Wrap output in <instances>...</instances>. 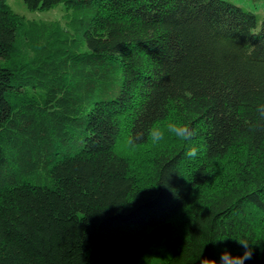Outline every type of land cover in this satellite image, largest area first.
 <instances>
[{
  "label": "trees",
  "instance_id": "16d2710c",
  "mask_svg": "<svg viewBox=\"0 0 264 264\" xmlns=\"http://www.w3.org/2000/svg\"><path fill=\"white\" fill-rule=\"evenodd\" d=\"M25 4L68 14L0 0V264H199L241 239L264 264V19L227 0ZM171 121L191 140L148 141Z\"/></svg>",
  "mask_w": 264,
  "mask_h": 264
},
{
  "label": "clouds",
  "instance_id": "9594fccd",
  "mask_svg": "<svg viewBox=\"0 0 264 264\" xmlns=\"http://www.w3.org/2000/svg\"><path fill=\"white\" fill-rule=\"evenodd\" d=\"M257 111L261 117H264V105H258ZM147 135L148 141L152 144H160L169 135L178 138L181 141L188 142L193 137L194 130L190 128L188 123L171 121L165 126L154 124L148 130ZM126 143L130 147H135V139L132 137H129ZM198 152L199 149L195 146H192L187 150L186 155L188 157L194 158L197 156ZM237 242L244 249L242 255L233 256L232 253L226 249L221 253L220 259L217 261L215 259L204 257L201 254L199 257V264H245V260L252 259L253 246L246 239H241Z\"/></svg>",
  "mask_w": 264,
  "mask_h": 264
},
{
  "label": "rangeland",
  "instance_id": "374dc122",
  "mask_svg": "<svg viewBox=\"0 0 264 264\" xmlns=\"http://www.w3.org/2000/svg\"><path fill=\"white\" fill-rule=\"evenodd\" d=\"M226 1V0H224ZM236 5L237 7L245 8L248 11H253L256 13L260 18L264 19V0H227ZM7 3L11 5L13 10L20 16L25 17L27 20L30 21H37V22H62L63 24L66 22V15L68 14L65 4H60L58 7L47 10L46 12H31L27 4H25V0H7ZM121 149L124 151L125 154L130 156L131 154L136 153L134 148L132 147H125V141L121 144ZM140 150V151H139ZM136 151L141 152L142 150L139 149ZM138 152V153H139Z\"/></svg>",
  "mask_w": 264,
  "mask_h": 264
}]
</instances>
